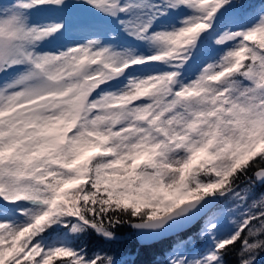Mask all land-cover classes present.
<instances>
[{
	"label": "snow or ice",
	"instance_id": "1",
	"mask_svg": "<svg viewBox=\"0 0 264 264\" xmlns=\"http://www.w3.org/2000/svg\"><path fill=\"white\" fill-rule=\"evenodd\" d=\"M193 222L166 264L264 253V0H0V264Z\"/></svg>",
	"mask_w": 264,
	"mask_h": 264
},
{
	"label": "trees",
	"instance_id": "2",
	"mask_svg": "<svg viewBox=\"0 0 264 264\" xmlns=\"http://www.w3.org/2000/svg\"><path fill=\"white\" fill-rule=\"evenodd\" d=\"M254 4H259L260 0H249ZM261 189L257 188V194ZM230 206L228 202H222L223 205ZM202 222H195L187 230L183 231L179 237H170L161 239L149 244H140L130 227H121L117 230L115 241L108 242L92 233L76 241L78 246H86L90 252L103 250L109 254L115 255L117 259L124 261L125 264H166V256L177 239H187L192 237L199 242L202 239L198 235ZM227 264H238L237 257L232 254L226 257ZM257 264H264V253L257 257Z\"/></svg>",
	"mask_w": 264,
	"mask_h": 264
},
{
	"label": "rangeland",
	"instance_id": "3",
	"mask_svg": "<svg viewBox=\"0 0 264 264\" xmlns=\"http://www.w3.org/2000/svg\"><path fill=\"white\" fill-rule=\"evenodd\" d=\"M35 19L37 20V21H40V20H43L44 19V16L41 14V15H37L36 17H35ZM226 207H228L227 205H223V206H220V208H226ZM225 224H226V227L228 226L227 225V221H225ZM193 242H194V244H195V247H196V249H198V250H202L206 245H207V243H208V241L206 240V239H202L201 241H199V242H197V241H195V240H193Z\"/></svg>",
	"mask_w": 264,
	"mask_h": 264
},
{
	"label": "water",
	"instance_id": "4",
	"mask_svg": "<svg viewBox=\"0 0 264 264\" xmlns=\"http://www.w3.org/2000/svg\"><path fill=\"white\" fill-rule=\"evenodd\" d=\"M195 222H193V224H194ZM136 236V235H135ZM136 239H137V241L140 243V244H149V243H145V242H143V241H141L137 236H136ZM161 240V239H160ZM157 241H159V240H157ZM157 241H154V242H157ZM151 243H153V242H151Z\"/></svg>",
	"mask_w": 264,
	"mask_h": 264
}]
</instances>
